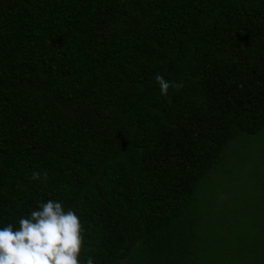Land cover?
<instances>
[{"label":"trees","instance_id":"trees-1","mask_svg":"<svg viewBox=\"0 0 264 264\" xmlns=\"http://www.w3.org/2000/svg\"><path fill=\"white\" fill-rule=\"evenodd\" d=\"M50 199L82 264H264V0H0V228Z\"/></svg>","mask_w":264,"mask_h":264},{"label":"clouds","instance_id":"clouds-1","mask_svg":"<svg viewBox=\"0 0 264 264\" xmlns=\"http://www.w3.org/2000/svg\"><path fill=\"white\" fill-rule=\"evenodd\" d=\"M155 80L164 96L170 87H182L159 73ZM47 175L43 173L45 179ZM40 178V172L32 173L33 180ZM84 246V228L78 214L72 209L66 211L61 202L51 199L20 218L18 228L12 224L0 228V264H82ZM83 264L94 261L89 257Z\"/></svg>","mask_w":264,"mask_h":264}]
</instances>
